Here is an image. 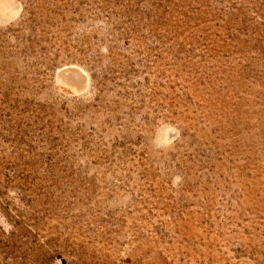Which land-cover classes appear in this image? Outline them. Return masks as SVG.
<instances>
[{"label":"rangeland","instance_id":"rangeland-1","mask_svg":"<svg viewBox=\"0 0 264 264\" xmlns=\"http://www.w3.org/2000/svg\"><path fill=\"white\" fill-rule=\"evenodd\" d=\"M0 264H264V0H0Z\"/></svg>","mask_w":264,"mask_h":264}]
</instances>
